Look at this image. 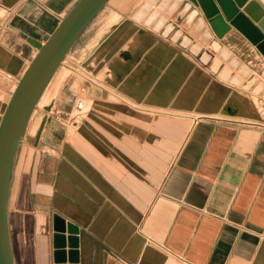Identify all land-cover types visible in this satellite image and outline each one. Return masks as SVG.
<instances>
[{
    "label": "crops",
    "instance_id": "1",
    "mask_svg": "<svg viewBox=\"0 0 264 264\" xmlns=\"http://www.w3.org/2000/svg\"><path fill=\"white\" fill-rule=\"evenodd\" d=\"M77 1L0 0V74L12 86L0 88V115L14 89L5 76L20 79L37 54L29 40L43 44ZM147 1L111 0L69 54L97 79L58 74L33 114L9 204L15 264H53L56 217L79 229L80 264H264L260 100L134 21ZM172 5L159 13L170 22ZM194 8L260 76L257 48L234 28L218 39Z\"/></svg>",
    "mask_w": 264,
    "mask_h": 264
},
{
    "label": "water",
    "instance_id": "2",
    "mask_svg": "<svg viewBox=\"0 0 264 264\" xmlns=\"http://www.w3.org/2000/svg\"><path fill=\"white\" fill-rule=\"evenodd\" d=\"M110 1L78 0L43 44L29 40L38 48L37 54L17 83L0 119V264H15L9 232V204L16 159L28 125L62 63ZM169 3L173 4L171 13L180 11L173 22L168 16L159 14ZM193 5L202 9L218 39L234 28L264 57V7L257 0H148L132 15V19L188 51L221 81L259 94L262 85L253 88L254 80L244 84L234 74L237 70L243 78H251L252 70L213 39ZM184 15L188 18L181 22ZM177 23H182V26L178 28ZM191 24L193 26L186 34L184 28L189 29ZM52 107L47 110L51 111ZM45 123L46 120L41 124L37 138H40ZM53 230V264H80L79 229L56 217Z\"/></svg>",
    "mask_w": 264,
    "mask_h": 264
},
{
    "label": "rangeland",
    "instance_id": "3",
    "mask_svg": "<svg viewBox=\"0 0 264 264\" xmlns=\"http://www.w3.org/2000/svg\"><path fill=\"white\" fill-rule=\"evenodd\" d=\"M101 16H99L96 19L94 24L85 33L84 37L78 43V45H77L78 47H82V46L86 45L90 41V39L93 37V35L95 33V29L98 26V23H99V20H100ZM118 18H119V15L116 14V13H113L111 15V17L109 18V23L113 24V23L117 22ZM225 64H227V63L225 62ZM28 66L29 65L27 64L26 69H27ZM24 72H23V74H24ZM235 72H237V70L234 71V74H235ZM258 73L262 77H260L259 75L258 76L257 75H252L251 78H246L247 81L244 82V84H247L251 80H254L253 88H255V87L259 86V85H262V91L259 94H256V95H257V98L260 100L259 102H260L261 115H262V117H264V80H263L264 79V74H263L264 73V68L260 67V71H258ZM58 74H60V77H62L63 79L67 77L66 83H70L71 84L74 80H76L77 86H79L80 83H82V82H84L86 80L85 77L90 78V79H92L94 81L97 79L96 76H93V75L90 74V72L88 71L87 67H85L84 65H82L80 63V61H79V59L77 57V54H74V55H71V56L68 55V57L62 63L61 68L56 73L55 77L58 76ZM99 78H101V77H99ZM53 80L51 81L49 87L47 88V90L45 91L42 99L40 100L39 105H38L39 107H41V103L43 104V100H45V96H46L47 99H51V97L54 96L55 90L57 89L56 86H57L58 81H57V79H56V81H53ZM97 82L100 83V81H97ZM0 88L2 90H4V91H9L10 89H12V86L7 84L5 78H4V76L2 74H0ZM15 88L13 89V91L15 90ZM238 88H241L244 91H247V92H250V93L254 94L253 90H245L242 86L238 87ZM9 100H10V98H9ZM9 100L7 101V103L9 102ZM2 115H3V112L0 115V119H1Z\"/></svg>",
    "mask_w": 264,
    "mask_h": 264
},
{
    "label": "built area",
    "instance_id": "4",
    "mask_svg": "<svg viewBox=\"0 0 264 264\" xmlns=\"http://www.w3.org/2000/svg\"><path fill=\"white\" fill-rule=\"evenodd\" d=\"M6 77V79L8 80V81H10L12 84H13V86H14V88L16 87V85H17V83L19 82V80L20 79H17V78H14L13 76H11V75H6L5 76ZM64 116L63 118H68V116H69V114H63V113H60V112H57V115H52V116H56L57 118H59L60 116ZM62 118V119H63ZM69 119V118H68Z\"/></svg>",
    "mask_w": 264,
    "mask_h": 264
},
{
    "label": "bare ground",
    "instance_id": "5",
    "mask_svg": "<svg viewBox=\"0 0 264 264\" xmlns=\"http://www.w3.org/2000/svg\"><path fill=\"white\" fill-rule=\"evenodd\" d=\"M161 38H162V37H161ZM163 39H164V38H163ZM254 58H256V56H255ZM258 62H259V61H258ZM258 62H257V63H258ZM263 74H264V73H263ZM257 76H258V75H257ZM259 79H260V78H259ZM263 80H264V79H263ZM234 87H235V86H234ZM252 95H253V94H252ZM255 95H256V94H255ZM256 97H257V95H256Z\"/></svg>",
    "mask_w": 264,
    "mask_h": 264
}]
</instances>
